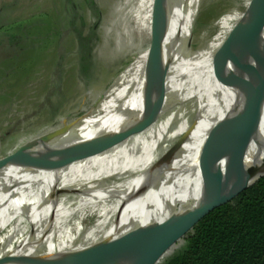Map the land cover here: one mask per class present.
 <instances>
[{
    "label": "rangeland",
    "instance_id": "374dc122",
    "mask_svg": "<svg viewBox=\"0 0 264 264\" xmlns=\"http://www.w3.org/2000/svg\"><path fill=\"white\" fill-rule=\"evenodd\" d=\"M176 1H165L170 25ZM156 3L0 0V161L63 127L72 129L91 112L136 59L151 48ZM255 4L256 0H197L189 56L207 60L220 52ZM212 80L196 83L193 100L160 112L157 116L161 118L142 129L121 134L116 129L132 118L109 121L102 132L117 133L106 138L107 144L86 149L61 178L58 188L66 191L84 182L105 181L115 186L131 181L106 193L119 196L137 182L147 184L161 172V162L175 144L202 121L221 96L215 78ZM231 90L235 100L239 92ZM114 149L116 160L101 163ZM80 200L74 215L85 220L88 207L83 198ZM150 203L137 204V220ZM25 216L17 217L0 233V259L16 250L33 231L35 220ZM115 219L113 215L111 222ZM94 221L90 220L87 227L91 228ZM106 230L101 227L86 234L79 228L66 235L62 231L47 234L26 250L27 255L81 250L102 239ZM184 246L183 240L178 241L157 264H165Z\"/></svg>",
    "mask_w": 264,
    "mask_h": 264
},
{
    "label": "bare ground",
    "instance_id": "6f19581e",
    "mask_svg": "<svg viewBox=\"0 0 264 264\" xmlns=\"http://www.w3.org/2000/svg\"><path fill=\"white\" fill-rule=\"evenodd\" d=\"M196 1L180 0V9L174 15L166 38L137 58L82 121L51 143L40 145L33 151L36 159H44L46 162L28 168H25V162H22L4 169H1L0 162V193L7 195L11 200L9 210L0 201V233L20 215H26L27 220H35L33 231L20 242L16 250L4 258H56L87 249L101 241L115 240L129 234H143L173 213L198 203L203 196L199 178L201 149L214 126L239 105L243 110V117L238 127L236 149L214 185L225 183L230 177L229 165L236 158L239 146L241 147L239 137L242 128L246 137L252 139L245 156L246 168L255 167L264 160V93L257 92L255 97H252L243 90L233 100L231 88L222 86L215 76L214 64L219 52L207 60L192 59V68L185 67L184 59L187 56L184 46L191 38ZM262 57L264 58V34L262 41L250 49L248 60L251 69L260 76H264V70L259 68ZM157 72L166 76L167 94L145 111L144 90ZM214 78L217 89L222 91L221 96L210 107L202 121L175 144L173 150L161 162V172L147 184L140 185L143 182H137L127 188L129 191L119 196L106 193L113 187L119 188L131 181L115 186L108 185L105 181L84 182L66 191L58 188L61 178L73 166L75 157L72 154H55L51 151L63 150L89 141L102 143L117 132L129 134L149 126L161 118L157 116L160 112L193 100L197 96V93L192 91L196 83L213 82ZM251 98H254V101H251ZM129 117L132 120L116 129L117 132H102V128L109 121ZM183 139L185 141L180 146ZM117 154L115 149L110 151L105 154L101 163L115 161ZM237 177V173H234L232 180ZM169 186L175 197V204L167 201L163 213L156 207V201L161 192ZM80 197L88 207V217L85 220L81 215H74L78 210L75 206L81 201ZM145 202H151L149 208L141 211V214H138L141 217L137 220L134 216L137 207ZM83 211L86 212L85 209ZM113 215H116V219L111 222ZM92 219L95 223L88 228L87 225ZM101 227L107 228L106 235L84 249L50 255H27L26 250H31L44 235L58 231L66 235L79 228H83L86 234H92Z\"/></svg>",
    "mask_w": 264,
    "mask_h": 264
},
{
    "label": "water",
    "instance_id": "95a60500",
    "mask_svg": "<svg viewBox=\"0 0 264 264\" xmlns=\"http://www.w3.org/2000/svg\"><path fill=\"white\" fill-rule=\"evenodd\" d=\"M166 0H157L154 12V30L152 46L166 38L170 20L166 14ZM180 0L174 6V14L180 9ZM264 34V0H256L243 25L238 28L225 47L219 52L215 64V76L222 86L240 93L241 90L255 97L257 92L264 93V76L257 75L249 66V52L262 41ZM193 36V35H192ZM192 37L184 46L185 53L191 50ZM192 57H185V67L192 68ZM259 68L264 70V58ZM167 94L166 76L161 72L153 75L151 83L144 90V110L162 100ZM261 102V100L258 98ZM254 101V98H251ZM253 103V102H251ZM243 110L237 106L223 120L218 122L209 133L199 156V178L203 196L198 203L187 206L184 210L173 213L158 222L143 234H129L115 240L101 241L87 249L56 258H3L0 264H157L160 258L186 234L192 231L210 212L224 204L236 194L264 177V160L259 165L246 168L245 156L252 139L246 137L241 129L238 153L229 165L230 177L225 183L214 185L216 178L227 167L238 140V127L242 121ZM67 132L63 127L39 141L27 145L2 162L1 169L9 165L25 162V168L42 164L47 160L36 159L33 151L40 145L51 143L56 137ZM120 139V138H119ZM182 140L180 146L184 143ZM108 143V142H107ZM97 142H84L72 147L51 151L55 154H72L76 161L86 149H92ZM238 177L232 180L233 174ZM1 192V191H0ZM172 189L165 188L156 201V207L165 211L167 201L175 204ZM0 201L9 210L10 198L0 193ZM6 224V223H5Z\"/></svg>",
    "mask_w": 264,
    "mask_h": 264
},
{
    "label": "trees",
    "instance_id": "16d2710c",
    "mask_svg": "<svg viewBox=\"0 0 264 264\" xmlns=\"http://www.w3.org/2000/svg\"><path fill=\"white\" fill-rule=\"evenodd\" d=\"M165 264H264V177L220 205Z\"/></svg>",
    "mask_w": 264,
    "mask_h": 264
}]
</instances>
